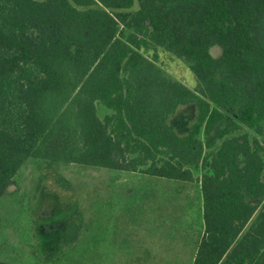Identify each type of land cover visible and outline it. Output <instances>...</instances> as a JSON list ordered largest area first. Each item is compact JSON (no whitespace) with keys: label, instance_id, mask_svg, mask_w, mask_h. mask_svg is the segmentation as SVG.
<instances>
[{"label":"trees","instance_id":"1","mask_svg":"<svg viewBox=\"0 0 264 264\" xmlns=\"http://www.w3.org/2000/svg\"><path fill=\"white\" fill-rule=\"evenodd\" d=\"M158 48L191 62L196 88ZM190 103L180 134L170 118ZM243 126L264 136V0H0V195L31 156L184 181L203 168L193 264H264V144Z\"/></svg>","mask_w":264,"mask_h":264},{"label":"rangeland","instance_id":"2","mask_svg":"<svg viewBox=\"0 0 264 264\" xmlns=\"http://www.w3.org/2000/svg\"><path fill=\"white\" fill-rule=\"evenodd\" d=\"M138 4V3H137ZM158 64L194 89L191 62L158 48ZM215 56L222 53L212 47ZM152 56V53H148ZM110 109L99 106L104 117ZM197 104L170 123L186 134ZM224 123H221L223 126ZM264 144V136L243 126ZM223 139H218V149ZM170 179L58 159L28 157L0 195V260L18 264H193L204 233L201 177ZM264 205V201H259Z\"/></svg>","mask_w":264,"mask_h":264}]
</instances>
